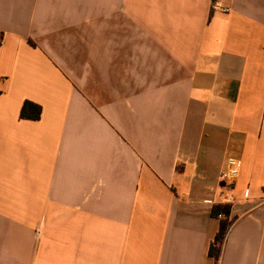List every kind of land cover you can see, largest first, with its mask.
Wrapping results in <instances>:
<instances>
[{"label": "crops", "instance_id": "crops-1", "mask_svg": "<svg viewBox=\"0 0 264 264\" xmlns=\"http://www.w3.org/2000/svg\"><path fill=\"white\" fill-rule=\"evenodd\" d=\"M223 189L264 264V0H0V264H218Z\"/></svg>", "mask_w": 264, "mask_h": 264}, {"label": "trees", "instance_id": "trees-1", "mask_svg": "<svg viewBox=\"0 0 264 264\" xmlns=\"http://www.w3.org/2000/svg\"><path fill=\"white\" fill-rule=\"evenodd\" d=\"M42 114V106L32 100H26L21 109V117L29 119H39ZM233 208V203H214L212 215L220 219L219 229L210 245V255L216 260L220 259L223 245L230 228L229 217ZM220 213L225 216L220 217Z\"/></svg>", "mask_w": 264, "mask_h": 264}, {"label": "built area", "instance_id": "built-area-1", "mask_svg": "<svg viewBox=\"0 0 264 264\" xmlns=\"http://www.w3.org/2000/svg\"><path fill=\"white\" fill-rule=\"evenodd\" d=\"M241 167V160L237 159L235 157H230L228 159V167L222 172L221 174V179L226 182V185L223 187L224 189L230 188V184L228 181H231L235 179L239 175ZM223 189V192L221 193L222 203H233L235 200L234 194L233 193H225V190ZM220 217L225 216L223 213H220ZM221 258V257H220ZM220 259L217 261L219 264Z\"/></svg>", "mask_w": 264, "mask_h": 264}, {"label": "water", "instance_id": "water-1", "mask_svg": "<svg viewBox=\"0 0 264 264\" xmlns=\"http://www.w3.org/2000/svg\"><path fill=\"white\" fill-rule=\"evenodd\" d=\"M226 185L225 181H222V187H224Z\"/></svg>", "mask_w": 264, "mask_h": 264}, {"label": "rangeland", "instance_id": "rangeland-1", "mask_svg": "<svg viewBox=\"0 0 264 264\" xmlns=\"http://www.w3.org/2000/svg\"><path fill=\"white\" fill-rule=\"evenodd\" d=\"M229 182V181H228Z\"/></svg>", "mask_w": 264, "mask_h": 264}]
</instances>
